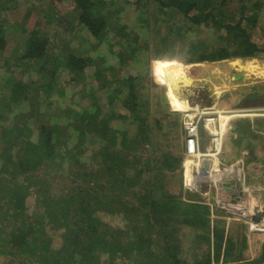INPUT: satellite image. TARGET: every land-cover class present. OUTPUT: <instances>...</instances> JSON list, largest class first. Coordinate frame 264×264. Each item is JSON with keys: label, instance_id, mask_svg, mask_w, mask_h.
Listing matches in <instances>:
<instances>
[{"label": "rangeland", "instance_id": "1", "mask_svg": "<svg viewBox=\"0 0 264 264\" xmlns=\"http://www.w3.org/2000/svg\"><path fill=\"white\" fill-rule=\"evenodd\" d=\"M106 2L110 3V11L118 6L123 9L116 17V22L119 20L122 24L119 26L123 31L124 28L127 29L128 34L117 35L115 31H111L106 39L96 40L86 30L79 31L78 26L76 27L78 15L73 12L74 0H60L57 4H53L51 9V0H16V3H11L9 0H0V26L5 30L7 42L10 45L4 55L0 52V83L5 82V79L12 75V71L14 76L27 80L29 84L43 77L39 70H36V66L34 70L31 65H24L27 71L21 74L23 68L20 61L18 62L23 56L22 50L25 47L26 40L30 37L31 32L36 29H42V36L46 35L53 44H55V35L61 36L65 40L62 45L66 44L68 51L75 54L76 57H90L93 61L91 67L81 73L82 79H85L84 83L77 81L76 75L69 72L60 73L61 82H59L58 87L65 90L64 95L60 96L56 94V91L46 100L45 95L40 94L39 112H44L50 102V104L55 102L56 107L62 111L73 110V112L65 113L64 116L58 119L56 117L52 119L45 117L39 121L36 117L37 114L31 110V102L23 100L19 112L15 111L9 114L7 121H0L1 125L6 126L18 121L21 122L19 124L20 143L12 151L7 153L10 149L9 145L5 146L4 142H0V147L5 146L4 151L0 153L1 188L3 190L7 188L13 176H15L14 181L28 185L32 184L30 185V194L26 200L27 223L45 217V222L49 221V224L55 226L52 218L49 219L50 216L45 213V204L48 202V198L45 196L52 198L65 195L62 190L64 185L77 187L68 178L76 176V173L72 172L75 169L77 170L74 172L82 171L83 167L84 172L91 169L96 170L99 166L94 158L97 152L102 153V156L113 153L116 157L134 160L136 158H147L150 151L158 150L159 152V149L165 146H169V150L172 152L170 158H173V155L178 156V147L184 148L181 165L184 171L183 187L192 193L201 195L204 203L214 212L212 213L213 219H227L228 224L238 227L244 226L248 245L244 251L246 262L240 264L253 263L252 261L257 260L263 253L264 232L260 230L262 224L253 221L248 209L259 206L258 210L260 211L258 213L264 212L263 181L254 180L255 184H250L251 187L245 189L248 192L243 193L244 195L240 198L238 204H232L231 197L220 194L218 191L220 189L216 187L215 181L220 180L227 171L228 173L236 172L238 176H241L244 189V186H247V178L245 177L249 174L248 168L251 166L253 169H257L252 170L253 172L262 174L263 172L259 170L264 169V158H246L244 161L238 162L236 156L234 158H220L221 154L224 153H219L217 157L220 158V171L219 174H216L218 160L210 155V152H213V140L204 128L205 124L201 121L199 126L200 153L207 155L203 156L202 159V157L188 158L187 156L185 123L187 114H189L187 111L194 113L196 110L209 109L207 107L212 102L210 98L212 93L215 96H221L225 93L235 96L238 95L237 91L240 90V86H250L252 83L264 80V64H255L249 70H237V75L233 78H227L230 72L228 67L222 66L218 71H209L216 62H201L200 60L188 62V60L197 52L208 48L211 51L210 54H212L210 56L216 57L220 56L216 53L221 48H229V52L236 50L238 48L236 42L233 45L227 43L232 38H225L227 41L221 39L222 34L224 36L226 33L225 30L220 31L201 27L189 31L182 20V15L176 12L173 13L168 9L162 12L156 4H151L150 0H106ZM112 2L114 3L112 4ZM232 2H234L230 7L232 15L237 17L240 3L235 0ZM108 9L106 7L107 12ZM47 10L51 11L48 17L55 18L53 22H49L48 17L45 19ZM140 13L144 15L139 17ZM147 14L152 16L153 21L150 24L147 21L149 18ZM195 14L198 15L199 12L196 11ZM157 19L155 27V20ZM62 24L72 26L70 29L74 27L76 30L74 32L69 31L70 29L65 31L66 27ZM159 26L162 27L160 31ZM180 32L183 33V37L179 35ZM252 32L253 42L263 47L264 8L262 17L258 20L257 26L252 29ZM166 35L171 40L161 46L162 38ZM183 38H185L186 43L181 41ZM61 47H50L49 53L59 56L64 52V48L61 49ZM136 50H138L135 54L136 57H133ZM157 50L172 54L173 58L168 59L165 54L161 53V57L156 59L155 52ZM65 51L67 52V50ZM257 55L259 56L258 59L264 63V52ZM230 56L226 55V57ZM173 62L191 69L193 77L198 81L194 84L188 83L182 81L180 76H175L173 84L168 85L161 70L168 66L166 70L171 71ZM246 64L247 62H244L240 67ZM255 68L256 72L253 73ZM158 71L160 74L162 73V78L159 76ZM130 78L135 80L134 83L137 84L135 90L141 100L135 116L128 112L125 107V102L129 96L127 81ZM46 80L43 79V83ZM190 85L193 86L189 87ZM209 86L216 87L211 90ZM116 88H119L118 93ZM179 89L178 96L174 101L173 96ZM184 90H186V93H184ZM215 101L218 102V100ZM83 118L84 120H82ZM55 122L67 130L63 135V140H61L62 144L58 143L56 149L62 156L56 158V162L52 164V167L41 161L37 164L31 158L36 153L32 150L31 154V150L29 151L27 145L38 142L39 125L54 124ZM178 131L183 133V135L181 133V139L177 136ZM204 140L208 141V146H204ZM261 150H264V147ZM68 151L74 154L78 153L77 156L76 154L74 156L84 164L81 168L70 162L71 157L66 153ZM59 158H64L63 161L65 162L63 163ZM210 160L213 161L212 167ZM193 161L200 165L192 163ZM190 163H192L191 168L194 167L195 171L199 170L198 173H189L188 166ZM234 165L235 167L232 168ZM236 166L238 167L236 168ZM134 168L133 165L130 166L131 171H136ZM210 173L213 174V178L208 180ZM77 182L78 184L85 183V179L82 176V179L81 177L78 178ZM260 183L262 184L260 185ZM175 184H172L171 191L178 193L179 190ZM141 186L144 188H141ZM141 186L132 190V192L130 191L129 194H125L123 204H130L127 210L137 207L135 193L137 191L140 193L145 192V184L141 183ZM2 199L9 200L7 193L4 194ZM56 212L58 211L55 210L54 213ZM219 212L225 216H221L223 214H219ZM99 216L104 223L111 227L125 228L126 221L121 215L99 213ZM62 225V220L58 221L56 223L58 230L54 229L49 233L53 235L52 242L55 248L59 247L62 242V238L59 236L65 230ZM253 226L257 230H254ZM237 232L241 233V230L238 229ZM185 233L181 236L182 240L179 243L181 252L178 259L192 264L197 262L198 259L192 251L194 247L193 242L190 240L192 234L189 231ZM156 238L158 242L161 241V236ZM154 244L156 245L152 246V249L162 256L161 249L163 245L159 250L157 243L154 242ZM203 246L202 248H206L205 245ZM133 257L135 258L136 254H133ZM1 258L0 256V264H5V261ZM130 264H135V261H131Z\"/></svg>", "mask_w": 264, "mask_h": 264}, {"label": "trees", "instance_id": "2", "mask_svg": "<svg viewBox=\"0 0 264 264\" xmlns=\"http://www.w3.org/2000/svg\"><path fill=\"white\" fill-rule=\"evenodd\" d=\"M58 1L60 0H51L50 9ZM232 1L234 0H150L151 4H156L162 12L168 9L182 15V20L189 31L201 27L225 30L226 33L224 36L222 34L221 39L227 41L225 38H232L227 43L233 45L236 42L238 44L236 50L229 52V48H221L216 53L220 56L216 57L210 56L212 54L208 48L197 52L189 58L188 62L195 60L216 62L209 71L215 72L222 66L228 67L230 72L227 78L235 77L240 69L249 70L255 64H264L257 55L264 52V46L261 47L252 40V29L257 26L258 20L262 17L264 0H235L240 3L237 17L232 15L230 8L234 3ZM9 2L16 3V0H9ZM109 5L110 3L106 0H74L73 12L78 15L76 23L78 30H86L96 40L106 39L111 31H115L117 35L128 34L127 29L124 28L123 31L119 26L122 25L121 22L119 20L116 22V17L123 9L118 6L110 11ZM106 7L109 8L108 12ZM196 11L199 12L198 15L195 14ZM50 13L51 11L47 10L45 19ZM143 15L140 13L139 17ZM219 15L221 16L219 17ZM147 17H149L147 21L150 24L153 21L152 16L147 14ZM48 20L53 22L55 18L49 16ZM157 21L158 19L155 20V27ZM62 26L66 27L65 31L72 27L66 26V24H62ZM158 29L160 31L162 27L159 26ZM75 30L76 28L73 27L69 31L74 32ZM4 31L0 26V52L3 55L10 46ZM42 34V29L31 32L22 50L23 56L18 62L20 61L23 68L21 74L27 71L24 65H31L34 70L36 66V70L38 69L43 77L29 84L27 80L14 76L12 71V75L5 79V82L0 83V121H7L9 114L15 111L19 112L23 100L31 102V110L37 114L36 117L39 121L45 117L58 119L65 113L73 112V110L62 111L56 107L55 102L52 104L50 102L47 104L48 106L46 105L47 108L44 112H39L40 94L43 93L46 100L56 91V94L64 95L65 90L58 87L61 82L60 73L69 72L76 75L77 81L84 83L85 79H82L81 73L91 67L93 61L90 57H76L75 54L68 51L66 44L62 45L65 40L61 36L55 35V44H53L46 35L42 36ZM182 34L179 33L180 36ZM169 40L171 39L167 35L163 37L161 46ZM181 41L186 43L185 38ZM50 47L64 48V52L59 56L51 54L49 53ZM137 52L138 50L133 53V57H136ZM161 53L165 54L168 59L173 58L172 54H166L162 50L155 52V58L159 59ZM226 55L231 56L226 57ZM244 62L247 64L240 67ZM167 67L161 71L168 85L173 84L175 76H180L182 81L188 83L194 84L198 81L193 77L191 69L183 65L173 62L171 71H167ZM255 72L256 68L253 73ZM162 73L159 72L160 77ZM43 79H47L45 83H43ZM134 81L133 78L127 81L129 96L125 107L135 116L141 100L137 96L135 90L137 84ZM36 85L37 87H35ZM215 87L209 86L211 90ZM179 91L180 89L173 96L174 101ZM20 123L18 121L10 126L0 124L2 126L0 142H4L5 146L9 145L10 147L7 153L20 143ZM66 131L56 122L39 125L38 142L27 145L31 154L32 150L36 153L31 157L32 160L37 164L41 161L52 167L56 158L62 156L56 149L58 143L62 144L61 140H63ZM181 133L177 132L179 139H181ZM5 146L0 147V153L4 151ZM169 149V146H165L159 149V152L158 150L147 151L149 152L147 158L134 160L119 158L113 153L102 156V153L97 152L94 158L99 166L96 170L91 169L84 172L83 167L82 171L74 172L77 169L72 171L76 173V176H71L68 179L77 187L64 185L62 190L65 195L58 197L51 198L45 196L44 193V196L48 198V202L45 204V213L50 216L49 219L52 218L55 226L49 224V221L45 222V217L27 223L26 200L32 184L14 181L15 176H13L7 188L3 190L0 186V256L5 264H130L131 261H135V264H190L178 259L181 252L179 243L182 240L181 236L185 235L186 231L192 234L190 237L194 246L192 251L198 259L192 264H240L246 262L244 251L247 249L248 238L244 226L238 227L228 224L226 220L212 218L214 212L204 203L201 195L192 193L183 187L184 171L181 165L184 148L178 147V156L173 155V158H170L172 152ZM66 153L71 157L70 162H73L74 166L82 167L83 163L74 156L75 154L77 156L78 153L74 154L70 151ZM59 159L63 163L65 162L64 158ZM132 165L136 171L130 170ZM82 176L85 183H76L78 178L82 179ZM141 183L145 184V192L137 191L135 193L137 207L128 209V211L127 207L130 204H123L125 194L138 189ZM171 183L173 185L176 183L178 193L171 191ZM141 188L144 187L141 186ZM6 193L9 198L7 201L2 199ZM55 210L58 212L54 213ZM99 213L121 215L126 221L125 228L109 226L103 222ZM60 220H62V227L65 230L59 235L62 238L60 246L55 248L52 242L53 235L49 233L54 229L58 230L56 223ZM238 229L241 230V233H236ZM158 236H161L159 242L156 238ZM154 242L157 243L159 250L163 245L162 256L152 249V246L156 245ZM203 245L206 248H202ZM133 254H136L135 258ZM104 255L106 256L104 257ZM252 262L251 264H264V246L261 256Z\"/></svg>", "mask_w": 264, "mask_h": 264}, {"label": "crops", "instance_id": "3", "mask_svg": "<svg viewBox=\"0 0 264 264\" xmlns=\"http://www.w3.org/2000/svg\"><path fill=\"white\" fill-rule=\"evenodd\" d=\"M239 91H237L238 95L235 96L229 93L215 96L212 93L210 97L212 102L207 107L208 110L212 111L211 113H216V115H219V111L236 115L235 118L229 121L230 134L225 140L224 154H221L220 158H234L236 156L238 162L244 161L246 158H264V150H261L264 147V80L252 83L250 86H240ZM215 98L219 99L218 102L215 101ZM207 144L208 141L204 140V146H208ZM210 162L212 167L213 161L210 160ZM195 163L200 165L197 162ZM188 170H190L189 173L195 172L194 167L191 168L190 165ZM252 170L257 169H253L251 166L248 168L249 174L245 177L247 178V186H244V193L248 192L245 190L246 188H250L251 185L255 184L254 180L263 181L264 184V169L259 170L263 172L262 174H256ZM218 191L220 194L230 197L228 192Z\"/></svg>", "mask_w": 264, "mask_h": 264}, {"label": "built area", "instance_id": "4", "mask_svg": "<svg viewBox=\"0 0 264 264\" xmlns=\"http://www.w3.org/2000/svg\"><path fill=\"white\" fill-rule=\"evenodd\" d=\"M211 112L212 111L208 109H203L201 111L196 110L194 113L188 112L189 114H187V118H186L187 122L185 123V130H186V137H187L186 138V153L188 157L193 156L196 153V150L197 152L198 151L200 152V138H199L200 122L202 121L203 124H205L204 125L205 129H206L207 124L210 122H212L215 125V127L218 124L219 116L216 115V113H211ZM220 130H221L220 126L218 127V129H215L216 137L212 136L213 141L217 140L218 137L220 138V135H219ZM213 141H212L213 151H215V147L217 146V144ZM204 157H202V159ZM198 172L199 170L195 171V173H198Z\"/></svg>", "mask_w": 264, "mask_h": 264}, {"label": "bare ground", "instance_id": "5", "mask_svg": "<svg viewBox=\"0 0 264 264\" xmlns=\"http://www.w3.org/2000/svg\"><path fill=\"white\" fill-rule=\"evenodd\" d=\"M215 100H219V99H215ZM201 105V104H200ZM256 110V109H255ZM243 111H245V110H243ZM243 111H242V114H243ZM252 111V110H251ZM187 112H189V111H187ZM229 113V112H228ZM238 114H240V113H238ZM229 116V117H228ZM235 116L236 115H230V114H226V113H224V112H221V111H219V118H218V124L216 125V127H215V125L212 123V122H210V123H208L207 124V126H206V129H207V131H208V133L210 134V136H215L216 137V132H215V129H218V127L220 126V128H221V130H220V132H219V135H220V138L218 137V139L217 140H214L213 142H215L216 144H217V146H216V148H215V151H211L210 152V150H209V152H210V155L212 156V157H214V158H217V163H216V166H217V168H216V174H219V163H220V158H218L217 157V155L220 153H223V146H224V142H225V139H226V137L230 134L229 133V130H230V125H229V121L230 120H232L233 118H235ZM219 120H220V122H221V124H220V122H219ZM187 122V121H186ZM219 125V126H218ZM203 156H207V155H202L199 151L197 152V150H196V153L193 155V156H191V157H188V158H194V157H196V158H198V157H203ZM196 161H193L192 163H195ZM192 163H190V166L192 165ZM235 167V165L234 166H232V168H234ZM238 166H236V168H237ZM230 168V167H229ZM227 173H228V171H227ZM211 178H213V174L212 175H210L209 176V180L211 179ZM244 207V206H243ZM248 209V208H247ZM254 230H257V228H255V227H252ZM260 228H262V229H260L261 231H263L264 232V226L262 225V227H260ZM259 229V228H258Z\"/></svg>", "mask_w": 264, "mask_h": 264}, {"label": "water", "instance_id": "6", "mask_svg": "<svg viewBox=\"0 0 264 264\" xmlns=\"http://www.w3.org/2000/svg\"><path fill=\"white\" fill-rule=\"evenodd\" d=\"M215 185L218 187V189L224 190L230 194V197L232 198V204H238L240 198H242L244 195L241 176H238L236 172L224 174L220 180L215 181ZM251 208L248 209V211L249 215L253 217V221L264 226V212L262 211L261 213H258V211H260L258 210L259 206L253 207V209Z\"/></svg>", "mask_w": 264, "mask_h": 264}]
</instances>
